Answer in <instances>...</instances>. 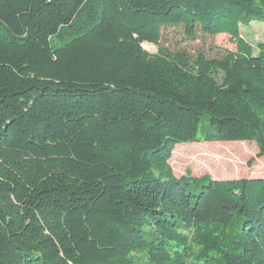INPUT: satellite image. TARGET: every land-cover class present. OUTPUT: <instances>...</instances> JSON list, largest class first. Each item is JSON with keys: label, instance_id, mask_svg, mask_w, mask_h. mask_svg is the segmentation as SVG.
<instances>
[{"label": "trees", "instance_id": "16d2710c", "mask_svg": "<svg viewBox=\"0 0 264 264\" xmlns=\"http://www.w3.org/2000/svg\"><path fill=\"white\" fill-rule=\"evenodd\" d=\"M252 21L264 0H0V264H264V178L168 164L237 175L175 147L201 141L264 158ZM170 27L235 50L171 51Z\"/></svg>", "mask_w": 264, "mask_h": 264}, {"label": "rangeland", "instance_id": "374dc122", "mask_svg": "<svg viewBox=\"0 0 264 264\" xmlns=\"http://www.w3.org/2000/svg\"><path fill=\"white\" fill-rule=\"evenodd\" d=\"M239 38L247 42L251 48L253 56L264 55V22L252 21L247 25H239ZM159 46L169 49L171 51L183 50L191 55L196 52H205L208 56H216L223 50L234 51L235 42L227 34H218L211 38H204L199 40H188L184 37L182 30L179 27H170L163 29L159 41ZM143 49L150 53H156L157 47L154 45L144 44ZM192 146L194 150L205 147H213L224 154L222 165H218L227 173L237 170V175L229 178H214L209 174H195L191 166L180 162L179 158L174 156L172 162L171 158L168 161L169 166L175 177L188 176L193 179H200L208 177L211 180H230L242 178H264V158L257 157V147L251 142H196L190 144H178V153L182 151L183 147ZM170 162V163H169ZM172 163V164H171ZM215 163V162H212ZM207 181L198 182L197 186H191V191L197 193L201 188L207 185ZM137 264H145L146 260L141 256H134Z\"/></svg>", "mask_w": 264, "mask_h": 264}]
</instances>
